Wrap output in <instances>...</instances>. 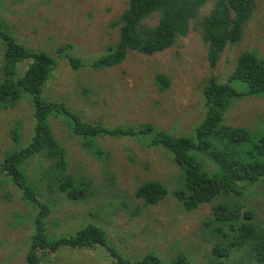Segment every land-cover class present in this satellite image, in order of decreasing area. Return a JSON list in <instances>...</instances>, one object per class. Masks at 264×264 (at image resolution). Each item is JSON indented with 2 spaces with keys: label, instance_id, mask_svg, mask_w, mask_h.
I'll use <instances>...</instances> for the list:
<instances>
[{
  "label": "rangeland",
  "instance_id": "rangeland-1",
  "mask_svg": "<svg viewBox=\"0 0 264 264\" xmlns=\"http://www.w3.org/2000/svg\"><path fill=\"white\" fill-rule=\"evenodd\" d=\"M216 1H207L188 34L178 37L172 47L152 55L129 51L120 64L97 68L91 63L117 41L118 26L112 22L122 15L129 0H0V17L6 29L27 47L43 48L59 57L46 90L84 119L110 126L152 123L173 134L194 137L207 115L203 89L211 76L225 80L243 50L264 53V0H254L242 39L229 44L217 66L211 68L199 21ZM156 22L157 16L146 21ZM72 57L80 58V67L71 64ZM1 58L0 50V64ZM31 115L27 103L19 104L16 110L0 111V153L5 146L14 145L7 135L13 117L23 122V133L31 125ZM224 120L264 131V95L235 98ZM51 123L67 148L66 175L78 182L86 179L88 191L83 198L72 200L58 187L49 190L40 184L42 198L52 210L47 219L48 234L51 238L72 236L93 225L105 232L108 247L42 252L41 264H114L116 258L109 247L120 259L129 261L153 254L159 264H172L178 256L187 257L192 264H211L218 239L204 228L213 217V205L219 202L249 206L264 226V181L246 186L242 195L221 196L187 210L173 194L184 184V169L162 146H145L138 139L100 137L103 154L94 153L83 146L80 137L70 134L63 119L52 118ZM203 160L209 169L216 167L206 154ZM40 162L35 157L27 164L33 179L43 173L40 164L46 167L47 162ZM153 179L163 183L168 193L158 204L148 206L135 193L139 185ZM34 211L0 174V264H26Z\"/></svg>",
  "mask_w": 264,
  "mask_h": 264
},
{
  "label": "trees",
  "instance_id": "trees-1",
  "mask_svg": "<svg viewBox=\"0 0 264 264\" xmlns=\"http://www.w3.org/2000/svg\"><path fill=\"white\" fill-rule=\"evenodd\" d=\"M207 1L129 0L122 15L112 22L118 26L117 41L108 46L106 54L95 58L91 66L118 65L129 51L152 55L172 47L178 37L188 34ZM253 8L254 0H218L210 12L201 17L199 30L207 44L211 68L217 66L229 44L242 39ZM154 16L157 22L147 24ZM12 34L0 17V111L16 110L19 104L27 103L32 112L31 125L23 133V122L13 117L7 135L14 145L5 146L0 153V174L35 208L33 231L25 249L26 264H41L42 252L54 253L61 248L108 247L105 232L93 225H86L72 236L51 238L48 234L47 219L52 210L42 198L40 184L49 190L58 187L72 200L83 198L88 191L86 179L78 182L69 173L66 175L67 148L55 135L52 118L63 119L70 134L80 137L83 146L94 153L103 154L98 142L100 137L138 139L145 146H162L184 169L181 177L184 184L173 194L187 210L197 209L221 196L242 195L246 186L264 181V131L233 126L224 120V113L235 98L264 95V53L243 50L234 59L225 80L211 76L203 89L207 115L192 137L173 134L152 123L110 126L84 119L67 102L51 98L46 90L59 57L43 48L31 49ZM59 53H63V49ZM79 59L69 60L80 67ZM234 82L238 85L234 86ZM205 154L215 162L214 169L206 166ZM35 157L40 163L47 162L44 169L40 164L43 173L38 179L31 178L27 172L28 162ZM167 193L166 186L153 179L139 185L135 195L151 206L158 204ZM212 210L213 217H209L204 228L214 232L218 239L213 246L211 264H264V226L253 209L219 202ZM109 248L116 258L114 264H159L153 254L129 261L121 256L120 259ZM172 264H192V261L178 256Z\"/></svg>",
  "mask_w": 264,
  "mask_h": 264
}]
</instances>
